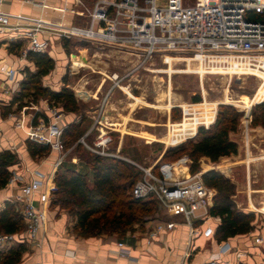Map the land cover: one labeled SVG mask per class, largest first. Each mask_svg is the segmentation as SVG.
Instances as JSON below:
<instances>
[{
    "label": "rangeland",
    "instance_id": "obj_1",
    "mask_svg": "<svg viewBox=\"0 0 264 264\" xmlns=\"http://www.w3.org/2000/svg\"><path fill=\"white\" fill-rule=\"evenodd\" d=\"M195 1L183 0V3L192 5ZM90 3L85 2L86 5ZM164 3L165 0L157 2L158 5ZM78 22L85 26L84 21L79 19ZM61 47V55L55 52L49 55L54 66L40 78V84L52 90L66 85L76 98L78 110L66 113L60 104L49 101L47 96L36 95L29 84L21 85L22 81L34 80L31 76L39 69L38 63L28 57L29 64L22 70L23 78L9 100L12 114L21 116L24 122L31 123L36 117V122L42 120L48 124L53 118L49 108H53L62 114L64 127L80 123L78 127L83 134L78 140L84 137V143L80 142L82 148L76 150L73 143L56 165L58 156L51 150L31 157L34 162L57 157L48 184L51 200L56 198L55 173L68 166L80 171L85 184L92 187V155L117 158L138 170L134 163L150 166L158 160L173 161V158L187 154V148L178 152L173 148L181 144L186 146L195 137L199 126L211 125L220 106L228 105L240 113L237 131L229 133L238 144L237 153L224 160L219 158L217 163L200 158L197 170H202L206 177L216 173L221 179L216 183L224 191L231 186L227 201L235 211L252 212L254 220H264V128L251 125L255 105L264 101L263 63L254 58L248 64H241L230 57L214 56L194 68L197 61L192 58L199 56L185 57L194 60L188 65L189 60L174 55L167 64L164 57L157 55L144 67L131 71L137 59L115 47L78 39H70L67 48L61 42ZM83 50L89 61L88 67H73V58L80 56ZM114 73L118 77L126 76L119 82V87L110 91V77ZM47 77L55 81L45 82ZM195 97H199V101H193ZM100 131L110 140L97 148L93 143ZM26 140L32 141L27 135ZM65 140L67 145L72 142L69 137ZM204 183L212 195L213 205L218 193L217 187L213 186L215 180L207 179ZM63 210L74 217L68 208ZM140 227L137 226V231L141 230Z\"/></svg>",
    "mask_w": 264,
    "mask_h": 264
},
{
    "label": "built area",
    "instance_id": "obj_2",
    "mask_svg": "<svg viewBox=\"0 0 264 264\" xmlns=\"http://www.w3.org/2000/svg\"><path fill=\"white\" fill-rule=\"evenodd\" d=\"M19 1L40 8L46 3V0ZM86 1L91 3L86 5ZM157 2L158 0H63L59 8L62 16L70 14L85 19V26L66 25L61 20L54 22L0 10V33L20 31L17 37L9 39H25L19 52L23 59L29 52H46L48 49L49 40L40 39V32L53 33L60 41L78 39L112 46L137 59L131 71L144 67L157 55L164 57L167 64L169 58L173 60L174 56L185 59L203 54L235 55L250 58L251 62L256 56H264V0H196L192 5L184 4L183 0H165L162 5ZM12 72L9 69L5 74L10 76ZM125 76L112 74L110 91L115 86L119 87V82ZM49 111L53 118L48 124L42 120L35 124L24 122V118L20 116L14 120V125L23 129L30 140L48 145L51 151L56 152V165L66 155L61 144L64 125L59 111L53 108H49ZM109 140L110 137L100 131L93 145L98 148ZM78 142L84 143V137ZM190 164L187 154L173 161L158 160L150 166L134 163L140 175L131 188L132 197H152L157 203L156 213L144 221V224H150L145 231L147 244L154 242L159 233L171 231L178 224L188 227L189 241L195 236H213L214 227L207 221L210 218L219 220V217L209 214L212 195L203 181V171L191 172ZM17 179L12 175L7 184ZM44 184L38 178L21 182L18 193L12 197L11 202L21 215L24 238H19L17 233H0V252L10 248L19 239L37 244L38 232L46 222L43 206L50 201L49 187ZM36 199L41 203L40 207L35 204ZM174 212L179 220H169V213L175 214ZM201 226L203 227L200 229ZM256 241L259 242L260 237ZM117 244L122 252H128L123 242ZM188 246L190 253L196 249L192 242ZM204 264L230 263L217 254L209 257ZM244 264L264 263L259 261Z\"/></svg>",
    "mask_w": 264,
    "mask_h": 264
},
{
    "label": "crops",
    "instance_id": "obj_3",
    "mask_svg": "<svg viewBox=\"0 0 264 264\" xmlns=\"http://www.w3.org/2000/svg\"><path fill=\"white\" fill-rule=\"evenodd\" d=\"M62 3L63 0H46L44 7L40 8L23 4L19 0H0V10L12 14L41 17L54 22L61 20L66 25L77 24L76 21L80 19L86 25V20L80 17L70 14L62 16L59 10ZM19 33L20 31L13 30L0 33V151L11 150L18 158L17 163L8 168L10 176H16L17 181L0 188V210L4 209L5 203L12 204L11 199L18 193L22 181L38 178L43 184L45 183L44 185H48L52 179L54 160L57 158L50 156L34 162L26 150L25 131L14 126V120L20 116L12 114L13 108L9 100L23 78V68L29 64L26 58H20L19 55L20 49L25 44L24 38H15ZM13 36H15L14 39H9ZM39 38L49 40V47L46 50L49 55L53 52L57 55L63 53L61 41L53 33L40 32ZM79 54L78 57L84 55L85 58L86 52L83 50ZM9 69L13 70L10 76L5 74V71ZM44 81L54 82L55 79L49 80L47 77ZM35 204L41 206L37 199ZM43 207L46 211V222L38 232V245L27 239L23 241L19 239L24 238L23 229L17 232L19 240L11 247L23 245L24 251L16 264H204L209 257L217 254L230 264L259 261L264 263V220L255 219L248 233L221 241L216 240L214 235L209 238L195 236L192 241H189L188 227L178 224L171 231L159 233L154 242L147 244L145 232L144 235L142 234L144 228L150 227L149 223L143 224V227L139 226L140 231H137V226H134L123 236L115 234L81 236L73 229L75 218L65 210L58 206L52 208L50 201ZM160 214L163 213L160 212ZM175 214L169 213V220H179L180 218ZM218 222L219 220L213 218L207 221L213 227ZM257 237H260L259 242L256 241ZM118 242H123L127 253L121 251ZM189 242L196 247L191 253L188 252ZM220 250L223 252L219 253Z\"/></svg>",
    "mask_w": 264,
    "mask_h": 264
},
{
    "label": "trees",
    "instance_id": "obj_4",
    "mask_svg": "<svg viewBox=\"0 0 264 264\" xmlns=\"http://www.w3.org/2000/svg\"><path fill=\"white\" fill-rule=\"evenodd\" d=\"M70 39H61L62 46L67 48ZM84 41V40H79ZM12 50L13 47L11 46ZM29 59L38 63V70L31 76L34 80L22 81L24 87L29 84L36 95H45L49 101L60 104L66 113H75L78 104L72 91L63 85L59 90H52L40 84V78L47 74L54 64L47 52H29ZM39 61V62H38ZM73 67L86 66L83 57L72 60ZM193 101H199L195 97ZM240 113L231 106L222 105L217 113L215 121L208 127L199 126L195 137L184 144L173 148L175 152L187 148V155L191 160L190 171L198 169L200 158L207 159L210 163L220 159L224 160L230 155L237 153L238 144L229 136L230 132H236L239 124ZM35 117L32 121L36 123ZM78 124H69L64 127L61 134V144L65 151L73 143L75 149L82 148L77 142L83 131L79 130ZM252 126L260 125L264 128V101L255 105L252 112ZM78 130V131H77ZM65 137L72 139L67 145ZM26 150L30 157L46 154L50 151L48 145L34 141H25ZM173 149H168L173 150ZM178 157L173 158L175 160ZM17 156L9 150L0 151V188L8 183L11 175L9 166L17 163ZM171 160V159H170ZM91 169L93 171V185L88 187L84 182V175L75 167H65L62 172L55 173L56 198L50 199V205L61 209L68 208L75 217L73 229L81 236H95L99 234H115L123 236L131 231L134 226H142L148 216L157 211L156 200L152 197L147 199H135L130 191L134 182L138 179L140 171L129 163L117 158L92 155ZM206 177L202 173L203 181L215 180L213 186L217 187L213 205L209 209L210 216L219 217L218 224L214 227L216 240H226L240 234H246L252 229L254 213H240L235 211L227 201V192L222 190L216 183L219 176L211 173ZM228 184V181H225ZM226 187V186H225ZM227 188V187H226ZM24 227L21 215L10 202L5 203L4 209L0 210V233H17ZM24 251L23 245L10 247L5 252H0V264H16Z\"/></svg>",
    "mask_w": 264,
    "mask_h": 264
},
{
    "label": "bare ground",
    "instance_id": "obj_5",
    "mask_svg": "<svg viewBox=\"0 0 264 264\" xmlns=\"http://www.w3.org/2000/svg\"><path fill=\"white\" fill-rule=\"evenodd\" d=\"M214 56H223V57H230L229 59H235L237 60L239 63L241 64H248L250 62V58H242V57H239V56H235V55H217V54H203L199 57H196V58H192V59H196L195 61H197V64L194 66V68H198V66L200 65V62H202L203 60H206V59H211V58H214ZM254 59V58H253ZM256 60L260 61L261 63L264 64V56H256L255 57ZM172 60V59H170ZM183 60H189L188 61V65H191L190 64V61H194V60H191V58H185ZM193 64V63H192ZM260 65V64H258ZM262 65V64H261ZM167 71H169V69H167Z\"/></svg>",
    "mask_w": 264,
    "mask_h": 264
}]
</instances>
